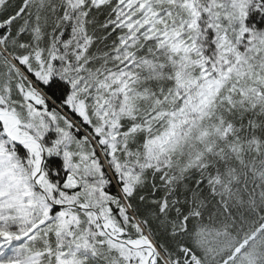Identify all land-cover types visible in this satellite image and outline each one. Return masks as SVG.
Segmentation results:
<instances>
[{
    "label": "snow or ice",
    "instance_id": "6c2138e0",
    "mask_svg": "<svg viewBox=\"0 0 264 264\" xmlns=\"http://www.w3.org/2000/svg\"><path fill=\"white\" fill-rule=\"evenodd\" d=\"M0 264H264V0H0Z\"/></svg>",
    "mask_w": 264,
    "mask_h": 264
}]
</instances>
